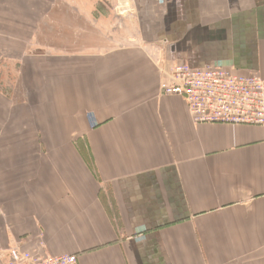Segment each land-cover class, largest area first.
<instances>
[{
  "label": "crops",
  "instance_id": "0c3cea01",
  "mask_svg": "<svg viewBox=\"0 0 264 264\" xmlns=\"http://www.w3.org/2000/svg\"><path fill=\"white\" fill-rule=\"evenodd\" d=\"M178 61L264 77V0H0V264H264V127L195 123Z\"/></svg>",
  "mask_w": 264,
  "mask_h": 264
},
{
  "label": "built area",
  "instance_id": "2783aa9c",
  "mask_svg": "<svg viewBox=\"0 0 264 264\" xmlns=\"http://www.w3.org/2000/svg\"><path fill=\"white\" fill-rule=\"evenodd\" d=\"M169 79L163 93L182 97L195 123L264 127V77L219 66L193 68L178 61L171 65ZM10 256L11 264H78L73 254L51 255L17 247Z\"/></svg>",
  "mask_w": 264,
  "mask_h": 264
},
{
  "label": "rangeland",
  "instance_id": "374dc122",
  "mask_svg": "<svg viewBox=\"0 0 264 264\" xmlns=\"http://www.w3.org/2000/svg\"><path fill=\"white\" fill-rule=\"evenodd\" d=\"M124 9H120V11H122L121 13H125L124 11H123ZM183 62H185V61H183ZM186 63V62H185ZM4 68H7V71H6V73H5V76H3V78L4 79H7V80H3L4 82H3V84H4V89L6 88L5 87V83L6 84H8L9 82V80H10V68L8 67V66H5L4 65ZM3 75H4V73H3ZM13 75H14V73H13ZM12 80V79H11ZM8 82V83H7ZM13 248H15V247H12L10 250H9V257H10V264H11V256H10V251L13 249ZM18 248V247H17ZM20 249V248H19ZM22 250V249H21Z\"/></svg>",
  "mask_w": 264,
  "mask_h": 264
}]
</instances>
